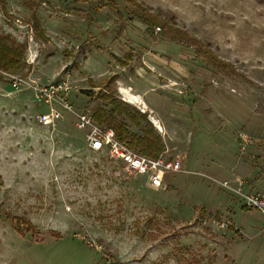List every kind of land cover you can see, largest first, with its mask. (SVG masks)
<instances>
[{
  "label": "rangeland",
  "instance_id": "rangeland-1",
  "mask_svg": "<svg viewBox=\"0 0 264 264\" xmlns=\"http://www.w3.org/2000/svg\"><path fill=\"white\" fill-rule=\"evenodd\" d=\"M0 34L25 47L20 68L0 70V264H264V216L220 185L264 188V0H0ZM9 75L68 77L74 110L102 128L112 110L138 135L154 136L150 122L157 155L185 172L153 188L90 150L76 114L56 106V126L38 123L49 106ZM123 85L158 101L163 129Z\"/></svg>",
  "mask_w": 264,
  "mask_h": 264
},
{
  "label": "built area",
  "instance_id": "built-area-1",
  "mask_svg": "<svg viewBox=\"0 0 264 264\" xmlns=\"http://www.w3.org/2000/svg\"><path fill=\"white\" fill-rule=\"evenodd\" d=\"M10 85L15 92L21 91L26 86L30 87L37 102L49 106V112L39 113L36 116L38 123L44 126H56L62 119V113L56 108L59 106L64 110L74 113L78 119L77 127L86 130V139L90 150L105 152L110 158L122 162L126 169L136 175L147 178L149 184L155 189H165V179L169 173H183L184 162L180 157L161 155L158 158H149L131 151L116 137L113 129H104L95 123L88 113L79 114L74 110L71 103V92L74 89L68 77L42 86L38 84L29 85L24 77L9 75ZM239 140L242 148L248 147L253 141L246 135L240 134ZM220 185L232 192L242 205L250 210H255L264 216V188L261 190H246V183L237 178L234 181L226 180Z\"/></svg>",
  "mask_w": 264,
  "mask_h": 264
},
{
  "label": "trees",
  "instance_id": "trees-1",
  "mask_svg": "<svg viewBox=\"0 0 264 264\" xmlns=\"http://www.w3.org/2000/svg\"><path fill=\"white\" fill-rule=\"evenodd\" d=\"M138 10L135 12V15L137 19L141 20L149 29L150 25L152 23L159 25V31H163V39L170 37L172 41H175V39H179L180 32L175 30V35L172 34V30L168 27L167 21L163 20L162 18L152 17L147 14L145 10H142L141 12L140 6H137ZM171 33V34H169ZM170 35V36H168ZM184 40V36L182 37ZM178 43V42H177ZM198 48V47H197ZM200 50V49H198ZM197 53H199V51ZM25 47L22 45L16 44V42L10 38L7 35L0 34V70L9 71L12 69H17L21 67L23 57H24ZM219 62H216L214 66L216 67ZM104 97L111 98L113 100V103H116L117 101L113 99V97L110 95H104ZM125 106L127 104L121 103ZM115 109H119V106L114 107ZM122 108V107H121ZM119 109V112L121 113L122 109ZM102 113V112H101ZM119 114V113H118ZM115 113L114 110L108 111L105 113H102L100 117H105L106 125H104V129H113L116 133L117 139L124 145H126L130 149H134L140 154L144 155L145 157L149 158H158V153L161 152L162 145L160 142H157L156 139L159 140V134H156L153 125L149 121L147 116L145 114H142V119L147 122L148 125H150L151 131L154 133V136H151L149 132H143L141 135H138L137 133L131 132L129 130V126L127 125L126 121L124 119L119 120V115L114 117ZM123 116V115H122ZM130 121L135 124L137 127L139 126L138 122V116L136 114H127ZM96 121V119H94ZM151 155V156H150ZM156 155V156H153ZM245 208V207H244ZM247 209V208H245Z\"/></svg>",
  "mask_w": 264,
  "mask_h": 264
},
{
  "label": "crops",
  "instance_id": "crops-1",
  "mask_svg": "<svg viewBox=\"0 0 264 264\" xmlns=\"http://www.w3.org/2000/svg\"><path fill=\"white\" fill-rule=\"evenodd\" d=\"M153 84V83H152ZM124 87H121V88H124V89H127L128 91H129V89L128 88H131V86L130 85H123ZM135 90V89H134ZM130 92V91H129ZM135 93H131L130 92V94L132 95V96H135V97H137V98H139V100L142 102V104L144 105V107L146 108V109H148V111L149 112H157L158 113V120H162V123H161V121H160V124H159V122H158V127L160 128V127H162V125L161 124H164V126L166 125V123H164L165 122V120H164V117L160 114L161 112L159 111V109H158V106H156V104L155 103H157L158 101L156 100L155 102H153L152 100H150V99H145V97H143V95H144V92L143 93H139L138 91H134ZM122 95V94H121ZM142 95V96H141ZM156 121H157V119H155ZM162 129H163V127H162Z\"/></svg>",
  "mask_w": 264,
  "mask_h": 264
},
{
  "label": "bare ground",
  "instance_id": "bare-ground-1",
  "mask_svg": "<svg viewBox=\"0 0 264 264\" xmlns=\"http://www.w3.org/2000/svg\"><path fill=\"white\" fill-rule=\"evenodd\" d=\"M121 94L125 97L126 100H128L129 102L133 103V104H138L140 103L139 98L132 96L130 94L129 91H127L126 89H121ZM159 128V127H158Z\"/></svg>",
  "mask_w": 264,
  "mask_h": 264
}]
</instances>
